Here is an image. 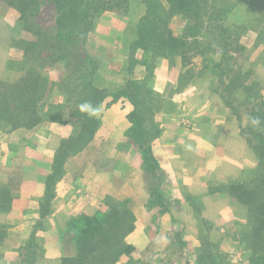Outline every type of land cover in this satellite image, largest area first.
I'll list each match as a JSON object with an SVG mask.
<instances>
[{
  "label": "rangeland",
  "instance_id": "obj_1",
  "mask_svg": "<svg viewBox=\"0 0 264 264\" xmlns=\"http://www.w3.org/2000/svg\"><path fill=\"white\" fill-rule=\"evenodd\" d=\"M197 1L200 4L198 17L192 16L187 20V17L180 13L171 17L172 30L186 41L182 56L187 69L184 68L185 70L181 72L171 69L169 75L177 79V91H181L191 77L201 76L203 81L197 82L195 87L204 91L209 89V99L204 101L207 106L209 104V110L217 107V101H220L225 108V115H231V120H225L224 123L232 124L233 119L235 120V124L240 127L239 136L256 160V165L243 170L238 179L246 182L252 179L259 169V160L249 146L247 137L243 135L250 105L247 103L243 87H235V84L252 86V92L259 94L264 102V0ZM145 11L146 5L141 0H127L120 11L110 9L102 12L94 20L93 28L84 43V52L79 50L83 55L85 53L90 56L94 67L97 65L93 73V82L97 87L105 89L109 96L105 98L100 108L101 123L95 133L98 135L94 143H91L92 139L81 151L66 159L63 175L66 173L78 175L81 172L91 175L94 172L89 171V164L92 163L99 168H115L118 175H129L128 172L131 171L133 177H137L138 181L143 180L147 185L149 205L162 203L165 205L163 193L158 186L161 170L158 171L157 177H152L148 173L140 175L137 171L139 168L143 169L141 154L138 147L125 135L130 123L125 114L124 102L129 105L131 103L126 97L119 95V92L124 88L127 79L146 80L144 83L153 94L154 114L161 106L180 111L192 106V110L201 113L204 108L199 104L202 98L207 97L201 93L200 96L182 93L178 100L166 104L160 98L153 88L155 69L160 64L159 69L167 72L173 67V59L159 63V58L169 57L153 58L142 50L137 49L133 53L129 50V44L135 38L136 24ZM51 18L52 5L47 4L29 21L31 25L29 29L19 20V13L15 7L0 2V82L12 84L21 81L25 72L33 68L37 73L56 83L53 92L49 97L47 95L49 106L43 110L41 122L31 128L16 129L3 127L0 123V191L7 193L6 200L0 202V208L8 207L9 197L20 192L23 182L30 181L33 184L30 177L32 174L43 176L42 171L46 168L47 162H53L61 141L73 134L74 126L65 102L66 92L61 83L68 80L69 73L81 75L85 72L84 68L90 70L92 67L82 63L77 70L76 62L71 63L69 67L66 66L67 59L59 62L40 59L45 53L38 56L37 51L40 52L38 45H32L30 42L41 40V36L37 37L34 33L35 25L39 22L40 27L49 30L46 26ZM45 42L48 50H51L54 41L51 39ZM26 43V47H31L32 53V55L29 53L27 58L23 52ZM133 60L137 63L131 66ZM142 60L146 63H141ZM137 65L143 69L141 78L135 75L134 68ZM158 75L160 76V73ZM114 104H117V107L113 109L111 106ZM223 107L219 111L223 112ZM212 110L215 112L216 109ZM217 119L211 115L206 116L203 121L207 122L206 125H212L213 129ZM152 121L159 127L154 115ZM112 125L128 127L118 139L115 134L113 136L108 134L112 137L106 135ZM146 125L149 126V122ZM34 180L37 181L36 178ZM222 186L223 184L210 186L207 193L209 196L186 195V200L193 210L194 229L188 230L191 238L186 239L184 235L186 228L181 229L178 226V229H173L171 238L170 235L167 236L170 243L160 239L157 243L155 237L157 235L159 237L160 234H157L155 229L149 230L151 240L163 245L165 250L161 249L163 251L159 252L156 249L157 244L149 246V256L135 260L141 261L142 264H248V253H245L238 243V232L247 222L246 208L221 189ZM216 191L223 195L211 198L210 195ZM206 197L210 198L209 205L205 208L203 199ZM122 200H126L129 206L127 199L106 196L98 209ZM217 216H220V220L215 218ZM68 220L65 229L60 230L63 242V246L59 247L61 251H69L71 246L73 247L67 228ZM46 225L44 219L35 222L27 242L18 250V262L11 264H59L61 258L58 262L49 260L43 247L36 242L37 234L43 231ZM9 228L11 225H5L7 232ZM175 233L178 234L176 239L173 237ZM128 260L129 258L125 264H128Z\"/></svg>",
  "mask_w": 264,
  "mask_h": 264
},
{
  "label": "trees",
  "instance_id": "obj_2",
  "mask_svg": "<svg viewBox=\"0 0 264 264\" xmlns=\"http://www.w3.org/2000/svg\"><path fill=\"white\" fill-rule=\"evenodd\" d=\"M1 3L15 7L23 26L31 28L30 20L38 15L47 4L52 5V18L47 29L35 25L34 33L41 40L32 41L45 53L41 60L51 59L59 62L67 59L66 66L76 62L89 64L90 70L84 68L81 75L69 73L68 80L61 83L66 92L65 102L72 118L74 131L63 139L55 153L51 172L45 179V189L41 211L47 212V205L53 197L54 186L63 175L66 159L81 151L93 139L100 126V108L109 94L93 82V60L79 52L85 50L84 43L93 28L95 18L106 10L120 11L127 0H0ZM145 3V14L136 24L135 38L129 44L130 53L142 50L153 58L182 55L186 41L174 33L170 26L171 17L180 13L187 17H198L200 4L197 0H141ZM34 25V24H32ZM46 25V24H45ZM44 30V31H42ZM196 30V29H195ZM53 40V48L48 50L45 40ZM23 47L25 58L31 53V47ZM39 58V57H38ZM39 59V60H40ZM143 61V60H142ZM143 64L146 61L142 62ZM133 60L131 66L136 64ZM130 66V68H131ZM150 68V66H149ZM144 81L127 79L120 90L132 105L127 114L130 126L125 131L127 138L138 147L143 170L152 177L158 176L159 164L152 153V142L160 134V128L152 121L154 115L153 94ZM56 83L48 77L37 73L35 69L27 70L21 81L9 84L0 82V123L3 127L16 129L31 128L42 121L43 110L49 106L48 97ZM227 87H230L227 85ZM243 87L250 113L243 135L259 160V169L249 181L231 180L221 189L237 199L246 208L247 222L238 232V243L248 253V264H264V102L259 94L252 92V86ZM48 95V97H47ZM116 98V97H115ZM88 104L95 114L81 111V105ZM258 121V123H254ZM149 122V126L146 123ZM6 191H0V201L6 200ZM159 196V195H158ZM157 196V197H158ZM160 197V196H159ZM135 227V215L126 200L115 201L93 214H81L68 220L74 251L63 256L59 264H116L124 255H129L132 245L126 237ZM4 224H0V242L6 236ZM202 262V260H200ZM142 264L132 259L128 264Z\"/></svg>",
  "mask_w": 264,
  "mask_h": 264
},
{
  "label": "crops",
  "instance_id": "obj_3",
  "mask_svg": "<svg viewBox=\"0 0 264 264\" xmlns=\"http://www.w3.org/2000/svg\"><path fill=\"white\" fill-rule=\"evenodd\" d=\"M159 59V63L172 59L174 61L173 67L167 72L159 69L160 64L155 69L153 88L165 104L178 100L182 93L192 96H200L201 93L207 97L202 98L199 104L204 108L201 113L192 110V106L185 108L184 111L161 106L155 111L154 118L159 123L160 134L152 142V152L161 170L158 186L163 193L165 205L163 203L149 205L147 185L143 180L138 181L137 177H133L131 171L128 172L129 175H118L115 168H99L92 163L89 164V171L94 172L91 175L85 172L75 174L76 176L66 173L57 180L54 195L47 205L48 210L43 214L41 201L45 177L51 172L53 165V162H47L46 168L42 171L43 176L32 174L30 177L33 184L30 181L23 182L20 192L9 197L8 207L0 208V224L11 225L0 242V264H11L18 260V250L27 242L29 233L38 219H44L47 223L44 230L39 231V236L37 234L36 241L43 247L46 257L58 262L61 257L71 255L72 246L69 251L59 249L61 245L63 246L60 230L65 229L66 222L71 217L93 214L103 204L102 200L106 196L127 199L135 215V227L126 237L127 242L132 245L131 253L122 256L116 264H125L130 257L144 259L149 256V246L153 247L159 243V239L170 243L167 236L170 235L171 238L173 229H178V226L181 229L186 228L184 230L186 239L191 238L188 230L194 229L193 210L186 200V195L206 196L210 186L238 180L243 170L256 165L250 149L239 136L240 127L235 124V120L233 119L232 124L224 123L225 120H231V115H225L222 103L217 101L218 106L210 110L209 104L207 106L204 103L209 99V89L204 91L195 87L197 82L203 81L201 76L191 77L182 90L177 91V79L171 78L169 73L171 69L179 72L187 69L183 56L174 55ZM134 71L137 78L143 76L142 66H135ZM177 93L179 95H176ZM124 104L127 115L132 106L127 102ZM111 107L114 109L117 104ZM222 107L223 112L219 111ZM212 109H216L215 112ZM211 115L218 118L213 129L212 125H206L207 122L203 121L206 116ZM127 127L112 125L106 135L112 137L115 134L119 139ZM96 135L91 143H94ZM137 171L140 175L146 173L141 168ZM221 195L223 193L216 191L210 197L216 198ZM210 197L203 199L205 208L209 205ZM215 218L220 220V216ZM152 229L160 234L159 237L158 235L155 237L157 243L152 241L151 234H148ZM176 235L178 234L173 235L175 239ZM156 249L159 252L165 250L163 245L158 244Z\"/></svg>",
  "mask_w": 264,
  "mask_h": 264
},
{
  "label": "clouds",
  "instance_id": "obj_4",
  "mask_svg": "<svg viewBox=\"0 0 264 264\" xmlns=\"http://www.w3.org/2000/svg\"><path fill=\"white\" fill-rule=\"evenodd\" d=\"M81 111H86L89 113V115L95 114V110L91 109L90 105L88 104L81 105ZM254 123H258V121H254Z\"/></svg>",
  "mask_w": 264,
  "mask_h": 264
}]
</instances>
